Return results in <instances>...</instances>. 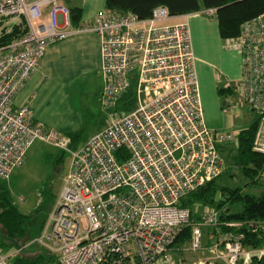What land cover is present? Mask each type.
<instances>
[{"label": "built area", "instance_id": "1", "mask_svg": "<svg viewBox=\"0 0 264 264\" xmlns=\"http://www.w3.org/2000/svg\"><path fill=\"white\" fill-rule=\"evenodd\" d=\"M216 17L215 9L202 10ZM188 16H170L158 6L147 19L104 9L80 31L100 37V104L110 112L135 79L136 107L113 120L77 149L65 134L33 122L29 105L13 101L36 71L47 48L73 34L69 8L59 0H0V22H22L24 33L0 45V180L24 164L31 146L43 142L71 157L69 173L32 243L61 264H168L167 253L190 213L179 202L220 176L218 148L238 145L239 132L212 131L204 120ZM240 56V77L230 82L256 123L253 150L264 153V12L226 39ZM250 123V124H251ZM22 201V198H19ZM217 215L202 216L190 250L202 249L201 227ZM194 264H252L264 247L243 248L240 239L213 240ZM12 254L0 249V264ZM212 259V260H210Z\"/></svg>", "mask_w": 264, "mask_h": 264}, {"label": "trees", "instance_id": "2", "mask_svg": "<svg viewBox=\"0 0 264 264\" xmlns=\"http://www.w3.org/2000/svg\"><path fill=\"white\" fill-rule=\"evenodd\" d=\"M59 1L69 5L72 24H79L81 8L71 5L72 0ZM158 6L166 8L173 17L215 9L218 32L223 40L238 36L243 22L264 12V0H106L105 3V9L111 13H131L141 20L149 18L153 9ZM19 26H22V30ZM23 33L24 25L20 22L19 25L13 26L10 34L0 39V45L19 38ZM134 88L133 78L127 92L112 110V114L116 112L126 114L135 108ZM231 93V88L219 89V95ZM255 132L254 122L239 131L237 147L229 148L222 145L218 148L221 155L224 154L223 158L229 160L232 167L249 179L247 185L250 186L261 185L260 175H264V153L253 150ZM65 135L71 140V148L77 149L80 146L81 131L68 132ZM62 155L59 161L62 160ZM224 171L180 200L179 206L186 208L190 213V224L181 230L172 247L190 242L193 228L202 221L203 215L198 216L193 211L196 204L212 206L214 210L210 212L217 215L216 225H204L200 228L203 247L204 237L207 239L205 246L211 245L213 240L230 237L240 239L246 250L264 247V184L262 183V191L257 195L243 193L239 186L220 187L218 180L229 173V169ZM55 198V195L46 192L38 206L28 213H23L9 197L8 182L0 180V249L4 253L12 254L10 264H59L55 255L32 243L40 236ZM34 248L40 250L35 256L26 258L22 255L26 250ZM11 250L13 252L8 253ZM252 264H264V257L258 259L254 255Z\"/></svg>", "mask_w": 264, "mask_h": 264}, {"label": "rangeland", "instance_id": "3", "mask_svg": "<svg viewBox=\"0 0 264 264\" xmlns=\"http://www.w3.org/2000/svg\"><path fill=\"white\" fill-rule=\"evenodd\" d=\"M81 2L86 6L84 10H98L100 9V5H103L104 0H73L72 3L73 5H80ZM211 18L209 20L215 23L216 18ZM12 23L9 20L0 22V39L8 35L5 33V29L12 26ZM19 23H16V25H19ZM19 28L22 30V26H19ZM194 31V45L199 48L202 41L200 33L197 30ZM207 39L210 40L209 34ZM237 55L236 50L232 46L228 47V44L222 40L221 44L217 46L212 54L207 56V61H209V77L204 76L201 81V100L206 125L212 131L239 132L248 127L254 118L244 103L233 93L219 95L220 88H227L231 85L230 82L234 81L230 80L231 77H228V75L231 73L230 67H232L233 61L238 58ZM213 76L216 80L212 79ZM93 91L94 87L90 86L85 89L83 88L81 92L85 96H88ZM75 102H73V107L74 109L76 107L77 112L74 114V118L69 120H72L75 124V127L72 128L73 130L81 131L79 142L82 145L93 134L102 130L110 123L113 120V114L103 111L100 107L101 104L98 106V103H96L95 97L93 100H91V97H84L83 100H76ZM116 114L119 117L124 115L122 112H116ZM232 146L226 145L229 148ZM62 152L43 142H35L27 152L23 166L16 170L10 180L7 181L9 197L21 212L28 213L38 206L42 200V196L46 192L58 196L63 180L69 173L71 166V157L66 152ZM60 155L63 156L61 161H59ZM223 155H221L222 158ZM223 161L225 165L224 170L227 171L229 169V173L224 174L218 180L220 187L230 186L234 188L239 186L243 193L252 195H257L262 191L263 186L261 185L262 183L264 184L263 174L260 175L261 179H259L261 185L250 186L247 185L249 179L245 178L235 167H232L229 160L226 161L224 157ZM19 198H22V201H19ZM212 210H214L212 206L203 204H196L193 209L194 213L198 216H202ZM206 240L204 237V247L202 246V249L197 252L190 250L189 241L182 246L171 247L167 253L168 264H194L205 256L209 258L210 256H208L205 246ZM12 252L13 250L8 253ZM38 252L40 250L36 248L28 249L22 255L26 258H31ZM56 257L55 255V259ZM56 262L61 264L58 258ZM213 264L217 263L214 262Z\"/></svg>", "mask_w": 264, "mask_h": 264}, {"label": "crops", "instance_id": "4", "mask_svg": "<svg viewBox=\"0 0 264 264\" xmlns=\"http://www.w3.org/2000/svg\"><path fill=\"white\" fill-rule=\"evenodd\" d=\"M72 2L71 5H73ZM105 3L106 0L98 10H84L86 6L83 2L80 5H73L81 8L82 14L79 24H89L97 12L105 8ZM65 5L69 7V5ZM209 18L200 11L189 14L187 20L193 53L196 58L195 69L199 83L200 100L202 96L201 81L204 76L209 77L207 56L211 55L223 40L218 32L217 21L212 23ZM179 21H182L180 16L168 23ZM79 24H72L73 34L71 36L47 48L38 68L17 93L13 101L14 107L29 105L34 123L47 130L62 134L76 132L72 129L75 127L74 122L69 120L73 119L74 114L77 112L76 107L75 109L73 107V102L83 100L84 97H91V100H93L95 97L99 106L103 88L100 73V37L93 31L78 30ZM194 30L200 33L202 40L201 45H199L200 49L194 45ZM208 34L210 40L207 39ZM223 41L226 42V40ZM237 56L238 58L233 61L232 67H230L231 73L228 75V77H231L230 80L234 81L240 77L241 71L240 56L239 54ZM212 79L216 80L214 76ZM90 86L94 87V91L91 95L85 96L81 91H83V88ZM205 124H207L206 121Z\"/></svg>", "mask_w": 264, "mask_h": 264}]
</instances>
